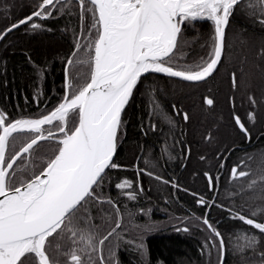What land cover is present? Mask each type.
<instances>
[{"label":"trees","instance_id":"1","mask_svg":"<svg viewBox=\"0 0 264 264\" xmlns=\"http://www.w3.org/2000/svg\"><path fill=\"white\" fill-rule=\"evenodd\" d=\"M41 2L0 0V32L36 11ZM90 7L85 3L81 19L76 0H60L50 7L49 18L34 19L40 28L24 25L1 42L0 110L9 119L38 118L63 101L70 57L74 61L68 67L72 91L75 81L83 83L87 76L90 82L86 66L90 53L83 47L88 41L80 40L77 51V38L86 36L94 23L87 11ZM260 18L255 0L238 3L229 17L223 59L207 80L188 83L157 74L141 79L117 137L115 163L120 167L109 168L96 188L95 195L102 202L90 199L85 205L87 212L81 213L88 219L81 222L82 235L77 237L76 247L91 255L90 264H101V255L104 262L120 264H219L218 247H205L213 233L204 225V218L224 238V264H264V234L234 218L239 212L264 223V23ZM213 46V24L186 21L175 62L198 64ZM206 97L213 99V105L205 103ZM236 116L249 135L238 128ZM149 117L157 120L156 126L148 122ZM124 124L127 133L122 138ZM15 135L18 149L29 134ZM56 147L52 141H43L35 163L31 159L26 162L34 170L45 167L54 158ZM137 162L149 172L141 177V190L137 187ZM234 167L237 173L248 175L233 178ZM205 173L213 177L211 188ZM151 175L173 177L175 182L150 185L148 181L160 180ZM123 177L131 182V188L116 187ZM129 192L143 196L142 200H126ZM109 232L112 236L101 246L99 241ZM250 237L255 239L252 247L247 246ZM67 258L59 256L58 263L64 264Z\"/></svg>","mask_w":264,"mask_h":264},{"label":"snow or ice","instance_id":"2","mask_svg":"<svg viewBox=\"0 0 264 264\" xmlns=\"http://www.w3.org/2000/svg\"><path fill=\"white\" fill-rule=\"evenodd\" d=\"M59 2L42 0L36 11L0 32V40L22 25L40 28L34 19L49 18L50 7L54 8ZM76 2L81 8V19L85 3L91 5L87 11L92 13L94 21L95 32L89 29L86 36L77 38V51L81 48L80 40L88 41L83 47L90 53L86 65L90 82L87 76L83 83L75 81L74 92V84L68 83L69 91L63 101L38 118L11 120L0 110V264H58L59 256L70 257L64 264H90L91 255L76 247L77 237L82 235L81 222L88 219L81 213L87 212L85 205L90 199L102 202L95 192L104 180L105 170L120 167L113 161V154L122 127L121 116L133 89L144 73H162L193 82L212 76L221 62L229 17L240 0ZM255 4L259 7V22L264 23V0H255ZM196 20L212 22L214 46L198 64L176 63L182 26L186 21ZM73 63L70 57L67 64ZM80 63L84 65L85 61ZM232 82L235 86V74ZM205 102L209 106L214 103L207 97ZM70 114H74L71 121ZM184 119L187 121V113ZM234 119L240 130L249 135L240 118ZM18 133L29 135L17 149L15 134ZM43 141L57 145L52 153L54 158H50L45 167L34 170L26 161L31 159L35 163ZM205 175L211 188L213 177ZM247 175L245 171L237 173L235 167L232 170L233 178ZM131 186L127 180L116 185L120 189ZM129 198L135 196L129 194ZM234 218L264 234V223L239 212ZM203 223L213 233L205 247H218L222 256L224 238L207 218ZM111 236L109 232L99 244L102 246ZM59 241H64V245ZM254 243V237H250L247 246L252 247ZM261 255L264 258V254ZM103 261L101 255V264Z\"/></svg>","mask_w":264,"mask_h":264},{"label":"flooded vegetation","instance_id":"3","mask_svg":"<svg viewBox=\"0 0 264 264\" xmlns=\"http://www.w3.org/2000/svg\"><path fill=\"white\" fill-rule=\"evenodd\" d=\"M211 24H212V22L211 21H209ZM179 40V39H178ZM149 75V74H148ZM147 76V75H146ZM146 76H144V77H146ZM143 78V77H142ZM141 78V79H142ZM141 79H140V81L139 82H141ZM139 84V83H138ZM138 84H137V86H138ZM137 86H136V88H137ZM145 88H146V86H144ZM136 88H135V90H136ZM135 90H134V93H135ZM134 93H133V96H134ZM133 96H132V98H133ZM132 98H131V100H132ZM131 100H130V102H131ZM204 101H205V99H204ZM129 102V103H130ZM206 103V102H205ZM128 106H129V104H128ZM127 106V107H128ZM127 107H126V109H125V111H124V113L126 112V110H127ZM161 108V107H160ZM173 111H174V113L175 114H177V111L175 110V108H173ZM124 113H123V115H122V122H123V120L126 118V117H124L125 115H124ZM152 112H150V114H151ZM184 113H186V112H183L182 113V116H183V119H184ZM188 120V119H187ZM184 121H185V119H184ZM148 122H151L152 124H154L155 126H156V124H157V120H155V119H153L152 117H149L148 118ZM164 123H165V121H163ZM160 129V128H159ZM126 124H124V131H123V133L121 134V137L122 138H124L125 136H126ZM119 136V135H118ZM249 136L247 137V142L249 141ZM186 147H187V144H186ZM237 148H239V147H237ZM243 148V147H242ZM187 151H189V150H187ZM114 162L116 161V156H115V158H114V160H113ZM136 166L137 167H135V171H136V177H137V187L141 190L142 189V186H143V182H142V180H141V177H142V175L144 174V173H149L148 171H146L145 169H143V168H139L138 167V162H137V164H136ZM151 176H153V175H151ZM153 177H155V178H159L158 176H156V175H154ZM169 178V179H168ZM167 179H163V178H159L160 180H150V181H148V183L150 184V185H152V184H160V185H173L174 184V178L173 177H168ZM125 180H127V181H129L127 178H125V177H123L119 182L120 183H122L123 181H125ZM119 183V184H120ZM212 187V186H211ZM129 194H133L134 196H135V198L134 199H131V198H129V196L127 197V199L126 200H128V201H135V202H140L141 200H142V198H143V196L142 197H140V196H138L136 193H133V192H129ZM199 204H201V203H199ZM202 205V204H201ZM144 249V248H143ZM68 260L70 259V257H68L67 258ZM124 262V261H123ZM58 264H60V263H58ZM103 264H120V262L118 261H111L110 263L109 262H104L103 261ZM122 264V263H121ZM123 264H125V262L123 263Z\"/></svg>","mask_w":264,"mask_h":264},{"label":"water","instance_id":"4","mask_svg":"<svg viewBox=\"0 0 264 264\" xmlns=\"http://www.w3.org/2000/svg\"><path fill=\"white\" fill-rule=\"evenodd\" d=\"M22 26H24V25H22ZM21 26V27H22ZM228 26V25H227ZM227 26H226V28H227ZM226 28H225V33H226ZM15 30H17V29H15ZM15 30H13V31H15ZM12 31V32H13ZM8 34H10V33H8ZM7 34V35H8ZM6 35V36H7ZM5 36V37H6ZM5 39V38H4ZM4 39H2V40H0V44H1V42L4 40ZM179 39V38H178ZM224 43H225V41H224ZM223 55H224V48H223V51H222V56H221V61H222V59H223ZM221 63V62H220ZM220 63L217 65V69H218V66L220 65ZM68 67H69V65L67 64V66H66V69H65V94H66V92L67 91H69V89H68V87H67V85H68V83H69V78H68ZM216 72V71H215ZM214 72V73H215ZM213 73V74H214ZM148 74H157V75H161V76H166L165 74H162V73H144V74H142V76H141V78L142 77H144V76H146V75H148ZM168 77V76H167ZM211 77V76H210ZM210 77H208V78H210ZM140 78V79H141ZM171 78H175V79H177V80H181V81H184V82H188V83H199V82H203V81H205V80H203V81H199V82H193V81H185V80H182L181 78H177V77H171ZM207 78V79H208ZM206 79V80H207ZM140 81V80H139ZM139 81H138V83H139ZM137 83V84H138ZM136 88V87H135ZM135 88L133 89V93H134V90H135ZM132 96H133V94H132ZM132 96L130 97V99H129V102H130V100H131V98H132ZM129 102H128V104H129ZM128 104L126 105V107L128 106ZM126 107H125V109H126ZM125 109H124V111H125ZM124 113V112H123ZM123 113H122V115H123ZM121 120H122V116H121ZM77 122H78V120H77ZM238 126V125H237ZM238 128H239V126H238ZM240 129V128H239ZM242 132V131H241ZM116 151H117V142H116V150H115V152H114V154H113V160H114V158H115V156H116ZM108 169H106L105 170V173H106V171H107ZM95 187V186H94ZM221 260H222V264H224V260H225V247H224V250H223V253H222V256L220 255V261H219V264H221Z\"/></svg>","mask_w":264,"mask_h":264},{"label":"rangeland","instance_id":"5","mask_svg":"<svg viewBox=\"0 0 264 264\" xmlns=\"http://www.w3.org/2000/svg\"><path fill=\"white\" fill-rule=\"evenodd\" d=\"M125 188H127V187H125ZM207 252H208V250H207Z\"/></svg>","mask_w":264,"mask_h":264}]
</instances>
